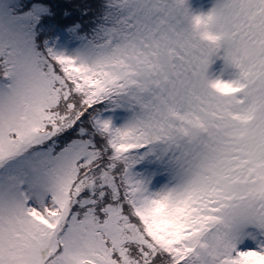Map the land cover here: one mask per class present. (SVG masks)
<instances>
[{
    "label": "snow or ice",
    "instance_id": "1",
    "mask_svg": "<svg viewBox=\"0 0 264 264\" xmlns=\"http://www.w3.org/2000/svg\"><path fill=\"white\" fill-rule=\"evenodd\" d=\"M0 264H264V0H0Z\"/></svg>",
    "mask_w": 264,
    "mask_h": 264
},
{
    "label": "trees",
    "instance_id": "2",
    "mask_svg": "<svg viewBox=\"0 0 264 264\" xmlns=\"http://www.w3.org/2000/svg\"><path fill=\"white\" fill-rule=\"evenodd\" d=\"M62 3H68L69 6L72 5H81L83 7L92 6L96 3V0H61ZM81 18L78 11H73V16L71 19ZM82 19L87 20V17H83ZM64 19H62L59 15L57 16V23L63 24L66 23Z\"/></svg>",
    "mask_w": 264,
    "mask_h": 264
},
{
    "label": "rangeland",
    "instance_id": "3",
    "mask_svg": "<svg viewBox=\"0 0 264 264\" xmlns=\"http://www.w3.org/2000/svg\"><path fill=\"white\" fill-rule=\"evenodd\" d=\"M213 0H190V4L194 9L207 10L212 6Z\"/></svg>",
    "mask_w": 264,
    "mask_h": 264
},
{
    "label": "clouds",
    "instance_id": "4",
    "mask_svg": "<svg viewBox=\"0 0 264 264\" xmlns=\"http://www.w3.org/2000/svg\"><path fill=\"white\" fill-rule=\"evenodd\" d=\"M192 21L195 22V15H193V17H192ZM201 35H207V34L201 33ZM207 38L210 39V36H207Z\"/></svg>",
    "mask_w": 264,
    "mask_h": 264
}]
</instances>
